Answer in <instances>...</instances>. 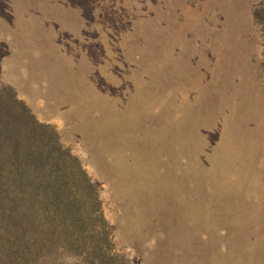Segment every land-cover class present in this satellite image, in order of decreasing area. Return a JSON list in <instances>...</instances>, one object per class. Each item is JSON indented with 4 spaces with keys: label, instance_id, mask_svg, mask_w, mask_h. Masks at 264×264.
Returning a JSON list of instances; mask_svg holds the SVG:
<instances>
[{
    "label": "rangeland",
    "instance_id": "obj_1",
    "mask_svg": "<svg viewBox=\"0 0 264 264\" xmlns=\"http://www.w3.org/2000/svg\"><path fill=\"white\" fill-rule=\"evenodd\" d=\"M258 1L0 0V79L100 187L124 264H264Z\"/></svg>",
    "mask_w": 264,
    "mask_h": 264
},
{
    "label": "trees",
    "instance_id": "obj_2",
    "mask_svg": "<svg viewBox=\"0 0 264 264\" xmlns=\"http://www.w3.org/2000/svg\"><path fill=\"white\" fill-rule=\"evenodd\" d=\"M249 18L264 74V0ZM105 210L82 161L0 79V264H124Z\"/></svg>",
    "mask_w": 264,
    "mask_h": 264
}]
</instances>
